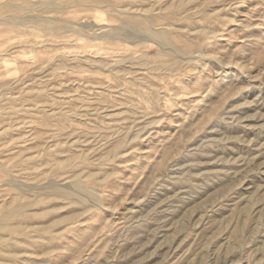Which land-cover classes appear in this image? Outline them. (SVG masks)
Instances as JSON below:
<instances>
[{
	"label": "rangeland",
	"instance_id": "1",
	"mask_svg": "<svg viewBox=\"0 0 264 264\" xmlns=\"http://www.w3.org/2000/svg\"><path fill=\"white\" fill-rule=\"evenodd\" d=\"M0 264H264V0H0Z\"/></svg>",
	"mask_w": 264,
	"mask_h": 264
},
{
	"label": "bare ground",
	"instance_id": "2",
	"mask_svg": "<svg viewBox=\"0 0 264 264\" xmlns=\"http://www.w3.org/2000/svg\"><path fill=\"white\" fill-rule=\"evenodd\" d=\"M148 229V228H147Z\"/></svg>",
	"mask_w": 264,
	"mask_h": 264
}]
</instances>
